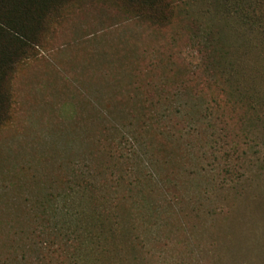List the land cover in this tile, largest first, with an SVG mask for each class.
Masks as SVG:
<instances>
[{
  "label": "rangeland",
  "instance_id": "obj_1",
  "mask_svg": "<svg viewBox=\"0 0 264 264\" xmlns=\"http://www.w3.org/2000/svg\"><path fill=\"white\" fill-rule=\"evenodd\" d=\"M211 3L206 22L222 38L245 99L258 106L264 102V28L235 13L215 17ZM185 38L180 22L149 27L111 4L86 2L54 27L36 60L19 66L10 118L0 126V264H264V108L255 109L258 121L246 101L245 109L213 106L224 113L209 126L202 100L213 89L206 88L191 101L192 134L172 140L153 130L144 137L152 142L156 176L167 173L178 185L170 190L178 205L167 229L158 217L165 204L143 191L145 155L126 151L124 142L122 157L101 147L119 141L122 116L141 110L139 100L158 92L160 80L175 85L190 77L196 50ZM106 112L112 123L101 119ZM218 135L225 150L214 142ZM82 179L97 188L90 198L87 189L77 192L75 180ZM65 189L74 193L60 197ZM95 206L109 228H127L126 237L97 238L89 217L96 214H87Z\"/></svg>",
  "mask_w": 264,
  "mask_h": 264
},
{
  "label": "trees",
  "instance_id": "obj_2",
  "mask_svg": "<svg viewBox=\"0 0 264 264\" xmlns=\"http://www.w3.org/2000/svg\"><path fill=\"white\" fill-rule=\"evenodd\" d=\"M86 2L111 4L127 14V17L149 27H167L171 26L174 21L180 22L183 29L186 27L187 38H185V41L192 50H196L194 54L190 53L193 59L188 63L190 77L177 81L175 85L160 80L157 88L155 86L158 92L153 94V91H149V94L139 100L142 106L141 110L135 111V108H132L128 111V116H122L123 120L118 124L120 126L118 132L121 135L119 141L114 142L113 139H110L107 144L101 146L107 151V155L112 156V153L119 152L118 156L122 157L124 154L122 155L120 151L124 149V142L129 144L125 148L126 151L135 155H145L148 166L143 175L145 177L142 182L143 191L158 195L159 202L162 201L165 204V208H162L163 214H159L158 217L161 219L159 226L167 229V223L169 224L170 220L173 219L170 213L175 212L172 209L175 205H178L176 194H171L170 190L171 188L178 189V185L173 182L171 177L167 176V173L156 176V165L152 166L151 161L153 155V151L150 150L152 149V142L144 141V137L149 135V131L153 130H157L161 136H163L162 134L168 135L172 140L192 134L194 127L190 123L197 122V120H193L190 112L195 107L194 104H191V101L201 99V96L206 94V88L213 89L210 95L211 98L202 100L205 104L204 110H207V114L210 115L209 126H215L217 120L222 118L221 116L224 113L212 112L213 106L221 110L224 106L244 108L243 105L246 101L248 108H251L257 114L258 111L255 109L262 110L264 102L259 99L258 106H251L249 100L245 99L249 96L245 95V87L237 79L236 70H234L235 64L233 65L231 61L227 60L229 57L226 50H222V38L214 35L211 28H209L208 21L206 22V13L209 12V8H207L208 0H0V126L10 118L13 101L12 78L19 66L36 60L39 49L48 44V36L52 33L54 27L66 14ZM211 4L216 12L215 17L222 16V19H224V15L235 13L242 23L249 21L258 28H264V10H261L264 4L261 0H212ZM262 31L264 33V30ZM228 46L229 44H223V47ZM133 88L135 91L134 98L137 94L136 91L141 89V85H135ZM222 98L225 103L221 102ZM250 102L255 103V98L252 95H250ZM121 112L123 111L118 112V114ZM101 116L103 117L101 118ZM101 116V119H105L107 122L111 121L109 119L110 112L101 113ZM205 116L203 117L205 118ZM257 120L262 121L258 114ZM105 126L103 128L105 131L104 138H107L106 131H108L109 126ZM261 126L260 132H263L261 133L263 135L260 139L263 141L264 124H261ZM219 140L223 142L224 137L218 135L214 142L218 145L217 147L222 146L225 150L223 143L221 142V144ZM113 147L114 149L111 152ZM213 148L215 149L216 146ZM227 151H224V153ZM115 164L113 163L112 166H115ZM107 168H109V175L111 176L114 171H112L111 166ZM149 168L150 170H148ZM233 168V166L228 167L227 172ZM155 176L157 179H155ZM121 177L119 175L120 179ZM227 178L233 180L231 175H228ZM115 179V185H117L118 178ZM70 182L74 183V180L71 179ZM75 186L78 187L77 192L80 193V196L85 195L83 190L87 189L88 198L97 190L95 188L92 191V188H89V185L87 186L85 179H82V182L75 180ZM67 187L66 189H68ZM72 188L70 185L69 190ZM66 189L59 193L60 197H68L72 192H67ZM181 199L182 197L179 198V201ZM153 205L154 203H148V207ZM157 205L161 206L158 202ZM126 208L128 210L129 206H126ZM91 212L96 214V216L89 217L90 222H94L98 226L97 238L100 239L102 235L106 234L115 236V238L118 234L126 237L129 231L127 228L117 226L119 232H116V229L108 227L110 220H101L100 208L97 209V206H95L87 214L90 215ZM167 217L170 218L167 219ZM67 240L69 241V238Z\"/></svg>",
  "mask_w": 264,
  "mask_h": 264
}]
</instances>
